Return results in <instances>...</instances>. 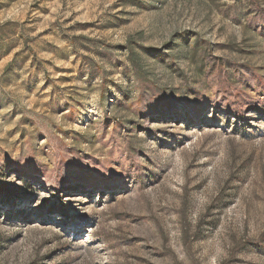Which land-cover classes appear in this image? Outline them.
Returning <instances> with one entry per match:
<instances>
[{
    "label": "rangeland",
    "instance_id": "rangeland-1",
    "mask_svg": "<svg viewBox=\"0 0 264 264\" xmlns=\"http://www.w3.org/2000/svg\"><path fill=\"white\" fill-rule=\"evenodd\" d=\"M0 264H264V0H0Z\"/></svg>",
    "mask_w": 264,
    "mask_h": 264
}]
</instances>
